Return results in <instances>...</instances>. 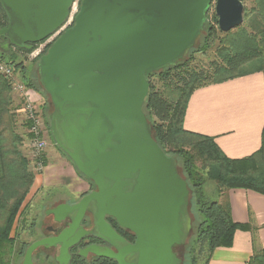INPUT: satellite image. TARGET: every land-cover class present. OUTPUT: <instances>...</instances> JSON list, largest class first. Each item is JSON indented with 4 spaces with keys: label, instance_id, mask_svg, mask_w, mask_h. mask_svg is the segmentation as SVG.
Returning <instances> with one entry per match:
<instances>
[{
    "label": "water",
    "instance_id": "water-1",
    "mask_svg": "<svg viewBox=\"0 0 264 264\" xmlns=\"http://www.w3.org/2000/svg\"><path fill=\"white\" fill-rule=\"evenodd\" d=\"M243 0H81L70 27L37 59L39 85L51 104V137L95 190L47 214L71 219L58 234L37 239L21 264H35L39 248L68 250L92 233L118 252L91 246L118 264H179L172 248L192 229L191 191L177 161L159 146L144 112L148 76L176 64L196 44L211 4L221 32L243 23ZM72 0H0L7 23L0 36L29 50L66 21ZM92 214L94 228L80 222ZM109 216L135 236L129 244L105 221Z\"/></svg>",
    "mask_w": 264,
    "mask_h": 264
},
{
    "label": "trees",
    "instance_id": "trees-1",
    "mask_svg": "<svg viewBox=\"0 0 264 264\" xmlns=\"http://www.w3.org/2000/svg\"><path fill=\"white\" fill-rule=\"evenodd\" d=\"M255 2L253 11L258 20L254 23L246 22L244 11L245 23L228 32L218 29L214 13L211 17L209 11L206 13L202 30L205 31L203 47L199 50L206 53L211 43L216 42L215 58L210 62L208 70L188 69L189 61L181 59L147 77L149 92L144 102V112L155 140L167 155L177 161L178 170L180 164L177 157L181 160L183 172L179 170V173L188 182L195 198L197 239L203 238L207 244L203 264L207 263L210 253L217 247L231 246L236 230L251 232L253 245L256 243L257 227L249 222L237 223L231 219L224 193L229 189L242 188L264 195V125L260 147L247 157L232 159L219 149L213 137L184 129L183 118L188 99L195 89L221 83L252 70H264V0ZM6 23L7 18L0 5V26ZM16 49L20 52L30 51ZM8 63L17 69H24L22 61L11 60ZM154 75L164 81L163 90L155 89L150 84V77ZM24 84L35 90L41 88L38 77L37 83L28 79ZM13 101L11 88L0 75V264H10V259L2 258L4 247L9 246V252H12L16 238L11 232L34 180L33 173L28 169V160L18 148L21 136L12 129ZM149 117L152 118L151 122ZM46 124L49 130L48 119ZM42 161L44 165L45 155ZM207 180L216 184L220 200H207L204 196L203 186ZM248 264H264V248L254 246Z\"/></svg>",
    "mask_w": 264,
    "mask_h": 264
},
{
    "label": "crops",
    "instance_id": "crops-1",
    "mask_svg": "<svg viewBox=\"0 0 264 264\" xmlns=\"http://www.w3.org/2000/svg\"><path fill=\"white\" fill-rule=\"evenodd\" d=\"M263 125L264 70H252L195 89L188 99L183 118L184 129L213 137L219 149L232 159L247 157L260 147ZM45 159H50L51 163L35 175L31 186L35 191L44 189L74 200L88 190V181L78 175L68 159L50 151L45 154ZM206 183L213 187L214 200H220L216 184L210 180ZM224 197L234 222H249L257 227L256 243L253 245L251 232L236 230L231 246L214 249L206 264H248L254 246L264 248V195L237 188L226 190Z\"/></svg>",
    "mask_w": 264,
    "mask_h": 264
},
{
    "label": "rangeland",
    "instance_id": "rangeland-1",
    "mask_svg": "<svg viewBox=\"0 0 264 264\" xmlns=\"http://www.w3.org/2000/svg\"><path fill=\"white\" fill-rule=\"evenodd\" d=\"M77 1L79 4L81 0H77ZM242 2L244 6V11H245V21L249 23L256 22L258 20V17L255 14L256 12L253 11V9L256 7L255 0H243ZM213 13L215 14L214 4L212 3L209 9L210 17ZM72 22L70 24H67L66 27H64L63 29H66L69 26H71ZM244 23L245 22L243 21L242 24ZM217 34L218 36H222L219 33ZM204 35H205V31L202 32L201 37H199L193 49L189 50L185 54V56L182 58V61L184 62L189 61L188 69L208 70L210 62L215 58L214 50H215L216 42L211 43L210 47L206 49V53H203L202 51L199 50L201 47H203L202 40H203ZM57 36L58 35H56L54 39ZM4 43H5V40L3 38H0V59L5 62H9L11 60L22 61L24 64V69L22 70L17 69L18 78L24 83L28 81V79H30L32 82L37 83V67H36L37 59L33 60L31 58H28V52H23V51L20 52L14 47H10L9 50L5 52L1 49V46ZM150 84L155 89H158V90L164 89V81H162V79L159 78L158 75H154L150 77ZM33 92H34V95H32V97L38 100L39 112H40L41 119L44 124L43 126L45 127V131H46L44 135L45 141H46V149H45L44 155L47 154V151H50V152H55L59 156H62L68 159L66 156L63 155V153L55 145L51 135L49 134L50 132L47 129L46 119H47L49 112L51 111V104H50L48 96L42 92L41 88L39 90L33 89ZM12 98L14 100L12 107H11L12 108L11 113L13 114V122H12L13 128L12 129L16 134L21 136V142L18 143V148L22 152V154L25 156V158L28 160V169L30 172L33 173L35 177V175L39 174V172H36V170H34L35 167L33 164L32 157H30L28 151L25 148L24 142H23V136L25 135L26 130H25V124L21 117L22 115L20 111L18 110L19 106H21L20 96L12 93ZM151 119L152 118L149 117L150 122H151ZM6 135L8 137L10 136L9 133H7ZM177 158L179 159V164H180L179 170L182 173L183 168L181 165V160L179 157ZM49 162L51 163V160L47 159L45 161L44 167L49 165L50 164ZM78 175L81 176V174L79 173ZM204 189L207 194L206 198L208 200H211V199L214 200L215 195H214L213 187H211V184L206 183ZM46 193L47 192L44 189L35 191L34 187L30 188L22 204L20 213H18V216L15 220L14 229L11 232V235H13L16 238L14 242V246L12 247V252H9V249H10L9 246L4 247L5 253L2 256L4 260L10 259L9 255L15 253L21 241H23L24 248H26L28 244H30L32 241L36 240L37 238L41 237L45 233L44 227L48 223H50L48 221L49 219L43 218V210L45 207V204H44L45 197L43 195ZM59 198L60 197L57 195L55 198V201H59ZM194 201H195V198H194L193 193L191 192L189 210H190V214L192 217L193 226H192L191 233L186 240L184 248L179 250V252L182 255L183 264H203L205 261L206 255H207V244L205 240L203 238L200 240L197 239L198 235L196 231V226H197L198 220H197V216L195 212L196 207H195ZM41 218H43V220H41ZM35 220H36V225L38 224L37 229L34 228L35 222L33 223V221Z\"/></svg>",
    "mask_w": 264,
    "mask_h": 264
},
{
    "label": "flooded vegetation",
    "instance_id": "flooded-vegetation-1",
    "mask_svg": "<svg viewBox=\"0 0 264 264\" xmlns=\"http://www.w3.org/2000/svg\"><path fill=\"white\" fill-rule=\"evenodd\" d=\"M88 184H89L88 190L85 193H83L82 195H80L77 199H74V200L67 199V198L65 199V198H61L60 197L59 201H55L56 195L55 194H51L48 191H47L46 194L43 195L45 197V200H44L45 201L44 202L45 207H44V210H43V218L44 219H49L48 221L50 223H48L44 227L45 233L41 237H39L37 239H40V238H43V237H46V236H52L54 234H58L63 229L68 228V226H69V224L71 222V219H69L67 217V218H64L62 221L57 222V221H55V217H54L53 214H47L46 212L51 210V209H53L54 207H56L57 205H59L61 203L73 204L79 198H81L83 195L95 190V186L91 182H88ZM43 218H41V220H43ZM93 221H94V218H93L92 214L86 213L83 216V218H82V220L80 222V226L85 231L90 232L94 228V222ZM104 221L109 226H111V228L121 238H123L126 241V243H129V244H134L135 243L134 234L132 232H130L129 230L124 229L121 226H119V224L116 222V220L114 218L109 217V216H105L104 217ZM34 222H35V225H34L35 227L34 228L37 229L38 228V226H37L38 224L36 225V220L33 221V223ZM190 233H191V231H190ZM190 233H189V235H190ZM186 240H185V242L183 244L175 245L172 248V250L175 253L176 257L180 260L179 264H183L182 255L179 252V250L184 248ZM91 246H95V247H98L100 249H107V250H109V251H111L113 253H117L118 252V250L115 247L110 245L108 242L98 238L95 234L87 233L74 246L69 248V250H68L69 259H68L66 264H118L117 261L115 259H113V258L98 257V256H95L94 254H92L89 251L85 255H83L82 251L84 249H87V248L91 247ZM25 249L26 248H24L23 241H21L19 243L18 248L15 251V253L9 255L10 264H21ZM57 255H58V248L45 249V248L41 247V248H39L38 250H36L32 254V261L35 264H59L55 260V257Z\"/></svg>",
    "mask_w": 264,
    "mask_h": 264
},
{
    "label": "built area",
    "instance_id": "built-area-1",
    "mask_svg": "<svg viewBox=\"0 0 264 264\" xmlns=\"http://www.w3.org/2000/svg\"><path fill=\"white\" fill-rule=\"evenodd\" d=\"M80 2L78 4L77 0H72L69 16L64 24L44 41L32 46L30 51H28V58L33 60L38 59L45 53L46 48H48L47 46L54 41V37L64 31L65 29L63 28L74 20V16L79 10ZM0 75L8 82L11 92L20 96L21 106H19L18 110L22 115L21 117L26 130V133L23 136V142L30 157H32L35 167L34 170L40 172L44 167L42 157L46 149V141L44 137L46 131L39 112L38 100L32 97V95H34L33 89L27 87L24 82L18 78L17 68L11 63L0 59Z\"/></svg>",
    "mask_w": 264,
    "mask_h": 264
}]
</instances>
